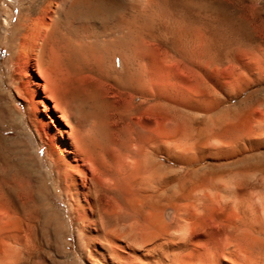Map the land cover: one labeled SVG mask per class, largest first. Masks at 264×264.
<instances>
[{"label": "rangeland", "instance_id": "1", "mask_svg": "<svg viewBox=\"0 0 264 264\" xmlns=\"http://www.w3.org/2000/svg\"><path fill=\"white\" fill-rule=\"evenodd\" d=\"M99 1L102 3L98 12L100 17L111 13L116 21L112 28L108 24L104 27L115 30L127 24L140 38L141 42H136L139 53L143 52V43L151 47L150 64L157 54L164 52L176 59L179 55H193L196 74L190 75L186 67H180L175 73L177 78L175 76L172 84L169 83L170 89L194 90L200 95L209 88L210 116L206 118L198 114L193 129L187 135L181 134V138L173 137L174 141L172 138L167 140L163 145L165 150L161 146L163 152L156 158L161 177L157 185L162 188L158 194L159 197L162 195L160 201L165 204L164 217L172 237L168 234L163 240L150 244L142 241V233L134 231L136 227L130 234L118 230L111 235L100 233V236L89 237L79 234L74 223L69 222L68 199L56 181L50 156V135L54 134L62 141L66 127L60 112L55 109V101L46 88L40 67L43 44L39 42L35 51L20 61L16 58L23 26L31 19H38L40 14L46 24H51L61 0H16L14 4L4 3L5 12L11 18L5 34L0 30V175L8 189L30 185L35 191L31 201L24 205V214L30 220L26 218V221L24 216V223L30 222L25 223L22 239L25 246L19 249L13 245L16 248H10L9 257L13 255L9 261L17 264L20 261L22 264H226L220 238L210 230L207 210L210 195L219 193L217 189L238 185L242 176L235 173L239 169L256 165L262 170L256 174L258 176L245 178L259 186L251 190L248 199L257 207L259 219L264 222V0ZM5 12L0 5V25L6 20ZM74 29L79 36L83 35L81 28ZM87 43L81 41L80 44L79 40L71 45L52 43L46 49L44 61H50L53 52L68 56L67 48L76 49L78 55L81 52L77 59L79 66L84 61L81 75L85 80L82 88L85 94L80 92L82 101L77 103L76 109L81 114L99 116L108 110L102 94L104 89L111 88L112 83L106 81L107 85L98 76L102 73L106 77L116 71L109 64L104 67L106 70L103 68L104 73L103 69L99 72V57L87 49ZM126 55L127 69L114 74L120 76V80L130 79L135 86L134 52ZM120 65L118 57V69H121ZM90 96L96 97L93 100ZM74 112L70 109L67 115ZM257 134L262 143L259 149L258 146L247 148L246 152L234 156L216 154V150L231 138L240 137L239 142L243 144L246 135L255 138ZM168 142L172 144L168 145ZM236 146L242 148L241 144ZM8 179L11 183L7 182ZM201 206L207 210L203 207L205 210L199 216L192 214L193 219L189 213H183L193 212L198 207L201 209ZM186 215L194 222L187 220L186 223ZM203 215L206 218L201 219ZM103 227L107 232L111 223L104 222ZM182 233L187 236L182 237ZM25 242L29 244L27 247ZM255 250L259 251L256 247ZM19 251L24 252L18 254Z\"/></svg>", "mask_w": 264, "mask_h": 264}, {"label": "bare ground", "instance_id": "2", "mask_svg": "<svg viewBox=\"0 0 264 264\" xmlns=\"http://www.w3.org/2000/svg\"><path fill=\"white\" fill-rule=\"evenodd\" d=\"M15 1L0 0L4 12L6 11L4 3L14 4ZM101 6L102 3L99 0H61V5L57 8L51 24H46L40 14L38 19H31L23 26L16 58L20 61L23 56L33 53L39 42L43 44L40 67L46 80V88L50 90L55 101V109L60 112V118L66 127L62 141L56 135H50V156L51 169L55 173L56 181L68 199L69 222L74 223L79 234L89 237L100 236V233L111 235L118 230L124 234H130L136 227L137 230L134 231L139 230L142 233V241L151 244L163 240L165 235L169 234L170 238L172 237L164 217L165 204L161 203L162 195L159 197L158 194L162 188L159 189L158 186L161 185H157L161 177L158 175L159 166L156 158L163 152L161 146L167 140L172 138L174 141L173 137L181 138V134H186L193 129L198 121V114L206 118L210 116L209 88L201 91L200 95L194 90L170 89L169 83L175 78L176 71L180 67H186L190 75L196 74L193 67L195 65H193V55L188 57L179 55L176 59L164 52V54H157L153 63L150 64L151 47L142 42L143 52L139 53L136 42L141 41L138 35L127 24L112 30L116 22L112 17L114 15L111 16L109 12L110 14L100 17L98 12ZM10 18V14L5 12L6 20H3V24L0 25L3 34ZM105 24L111 28L107 30L104 27ZM118 24L120 25L119 20ZM75 27L81 28L83 35L79 36L75 33L77 32ZM88 28H91V31H88ZM78 40L80 44L81 41H87L89 43L87 49L98 55L99 72H102V69L109 64L116 71L113 75L106 77L102 73L98 76L106 84L112 83L111 88L104 89L102 94L108 110L103 114L100 113L99 116L92 113L81 114L76 109L77 103L82 101L80 92L82 95L85 94L82 92L85 80L81 75V72H84L82 68L84 61H81L82 66H79L80 63L78 65V51L67 48L68 56L53 52L49 58L50 61L46 63L44 61L46 49L50 44L66 43L68 45ZM77 44L78 47L79 43ZM130 51L134 52L132 68L135 86L130 79L120 80L118 78L120 76L117 77L114 74H120L127 69L126 54ZM118 57L121 59V69L116 66ZM84 103L86 104L85 101ZM211 107L213 108L212 105ZM70 109H74L75 112L68 116ZM246 136V143L239 142L240 137L231 138L225 146L216 150V154L234 156L255 146L259 149L262 145L260 136L255 138L251 135ZM169 143L171 142H168V145ZM237 144H241L242 148L237 149ZM163 149L165 150L164 146ZM253 152L256 151L253 150ZM261 172L262 170L256 165L237 170L235 174L242 176L238 185L230 189L219 188L217 189L219 193L210 195L209 212L203 206L209 214L210 230L220 238V247L226 258V264H264V222L259 219L257 207L248 199L251 196V190L256 189L258 185L247 179V176H258ZM14 174L16 176V173ZM14 188L8 189L4 178L0 175V264H17L9 261L13 255L9 257V250L14 246L19 249L25 246L22 245L23 234L25 225L30 223H24V205L27 201H31L35 190L30 185L20 189ZM203 207L201 206V209L198 207L193 212L183 211V213H189L188 216L190 215L191 218L192 214L199 216ZM188 216L186 220L184 218L186 223L188 221L193 223L194 220H189ZM203 216L201 219L206 218L205 215ZM26 218L27 216H25L27 221L28 218ZM104 222L111 223V229L107 232H105L107 228L103 227ZM188 225L189 223L187 227ZM134 231L133 234H135ZM139 231L138 234H140ZM184 234L182 237L187 236ZM180 241H183V238ZM26 242L24 244L27 247L29 244L27 245ZM177 242L179 243V240ZM255 247L259 249L258 252L254 251ZM27 250L29 252L30 248ZM20 251L18 254L24 252L20 253ZM28 252L25 254L28 255ZM147 264H154V262Z\"/></svg>", "mask_w": 264, "mask_h": 264}]
</instances>
